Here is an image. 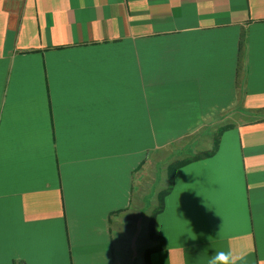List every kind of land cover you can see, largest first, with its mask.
Wrapping results in <instances>:
<instances>
[{
  "label": "crops",
  "instance_id": "0c3cea01",
  "mask_svg": "<svg viewBox=\"0 0 264 264\" xmlns=\"http://www.w3.org/2000/svg\"><path fill=\"white\" fill-rule=\"evenodd\" d=\"M206 133L142 264H264V0H0V264H116L119 216Z\"/></svg>",
  "mask_w": 264,
  "mask_h": 264
},
{
  "label": "rangeland",
  "instance_id": "374dc122",
  "mask_svg": "<svg viewBox=\"0 0 264 264\" xmlns=\"http://www.w3.org/2000/svg\"><path fill=\"white\" fill-rule=\"evenodd\" d=\"M211 137L212 133L193 134L180 140L176 147L180 146L181 150L172 162L208 152L206 149ZM160 158L164 159L163 156ZM172 162L157 167L155 171L151 170V175H148L145 184L141 185L135 194L136 201L134 200L132 210L119 216L116 222V264H142L144 250L154 247V238L149 233V218L157 209L159 192L169 184L167 168Z\"/></svg>",
  "mask_w": 264,
  "mask_h": 264
},
{
  "label": "clouds",
  "instance_id": "9594fccd",
  "mask_svg": "<svg viewBox=\"0 0 264 264\" xmlns=\"http://www.w3.org/2000/svg\"><path fill=\"white\" fill-rule=\"evenodd\" d=\"M206 264H236V261L229 251H214L212 255H208Z\"/></svg>",
  "mask_w": 264,
  "mask_h": 264
},
{
  "label": "trees",
  "instance_id": "16d2710c",
  "mask_svg": "<svg viewBox=\"0 0 264 264\" xmlns=\"http://www.w3.org/2000/svg\"><path fill=\"white\" fill-rule=\"evenodd\" d=\"M206 155H208V152H204V153H200V154H196L194 157L192 158H188V159H183V160H175L173 161L172 163H170V165L168 166V172L169 171H173L176 167L182 165V164H185L186 162L190 161V160H193V159H199V158H202V157H205ZM167 192L166 191H161V193H159V196L162 198L163 195Z\"/></svg>",
  "mask_w": 264,
  "mask_h": 264
}]
</instances>
